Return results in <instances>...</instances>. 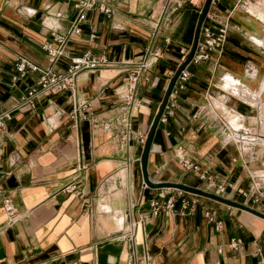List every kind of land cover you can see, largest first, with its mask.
<instances>
[{
	"label": "crops",
	"instance_id": "obj_1",
	"mask_svg": "<svg viewBox=\"0 0 264 264\" xmlns=\"http://www.w3.org/2000/svg\"><path fill=\"white\" fill-rule=\"evenodd\" d=\"M205 2L109 0L108 14L97 7L86 11L67 53L90 49L111 60L77 76L76 96L89 107L78 110L68 90L40 93L33 107L11 110L0 131V264H264V217L184 189L198 204L181 213L180 188L144 184L145 140L124 136L115 120L118 86L128 73L123 62L140 58L154 40L161 56L139 85L131 119L134 132L147 134L192 45ZM217 10L219 18L230 11L225 44L220 54L185 66L190 76L173 113L163 110L166 119L153 131L148 176L204 190L205 181L185 171L177 158L176 146L182 144L191 159L226 182L216 194L261 211L264 0L250 7L218 0ZM74 15V0H0V111L10 109L38 78L37 71H19L18 59L46 65L42 44L51 37L50 28L65 30ZM67 63L63 57L55 66ZM235 135L256 141L241 144ZM70 183L80 193L64 188ZM160 192L175 195V212L152 211L150 199ZM4 194L17 211L10 221ZM207 209L222 220L221 229L207 221ZM232 236L242 239L240 248L227 246Z\"/></svg>",
	"mask_w": 264,
	"mask_h": 264
},
{
	"label": "built area",
	"instance_id": "obj_2",
	"mask_svg": "<svg viewBox=\"0 0 264 264\" xmlns=\"http://www.w3.org/2000/svg\"><path fill=\"white\" fill-rule=\"evenodd\" d=\"M217 1H210L209 8L200 26L199 37L191 60H208L211 58L213 52L220 54L222 51L230 28V11L227 12L225 18H219ZM237 1L239 2L240 0ZM247 1L250 0H242V5L248 4ZM94 7H97L107 14L112 10L109 0H74L75 15L68 21L65 30L60 31L57 26L50 28L51 37L42 44V48L45 50L48 59L46 65L42 66L37 64L27 57H20L18 59L17 68L19 71L24 73L27 70H32L39 72V75L36 81L28 85L27 89L14 100L10 109L0 111V131L5 130V119L9 117L11 110L33 107L40 93H56L62 90H68L69 96L73 98L75 107L78 110H86L89 107L90 102L87 99H80L76 96L77 76L81 72L91 71L109 65L111 64V60L103 54H95L90 49L75 55H69L66 49L72 36L81 32V25L85 21L86 11ZM162 18L160 16L154 27L155 30L159 28ZM93 37L94 33H90L89 38L93 39ZM160 56V48L154 45V40H151L140 58L123 62V67L128 69V73L118 86L120 102L115 120L121 125V131L124 136L133 134L141 142H144L146 134L141 131L134 132L132 130V110L138 105L140 100L138 96L139 85L144 80L149 79L150 72ZM63 57L68 59L67 65L63 68L56 67L55 64L57 61ZM189 76L190 73L186 67L179 71L164 106V111L168 114L173 113L177 95L186 86ZM162 114L160 118L166 119V116ZM232 129L234 131L237 130L234 127ZM232 139L245 145L250 144L249 142L254 143L256 141L255 136L249 138L248 141L242 140L241 135L240 137L236 135ZM175 152L185 171H192L197 177L205 181L204 190L214 191L215 193H221L225 190L226 182L216 180L200 162L191 159L182 144L176 146ZM144 184L146 185V183ZM64 188L80 193V191L76 190L75 183L67 184ZM178 194L182 196L180 212L194 211L198 204V200L194 194L192 197L184 196L181 189H178ZM175 202L176 197L174 194L166 195L163 192H160L157 196L150 199L151 209L154 212L162 209L167 212H175ZM2 207L7 213L8 221L16 217L17 211L14 202L8 194L2 196ZM261 211L264 213V205ZM205 215L207 221L212 223L214 228H222V220L215 217L214 210H205ZM227 246L231 249H238L242 246V239L239 236H232L228 240Z\"/></svg>",
	"mask_w": 264,
	"mask_h": 264
},
{
	"label": "water",
	"instance_id": "obj_3",
	"mask_svg": "<svg viewBox=\"0 0 264 264\" xmlns=\"http://www.w3.org/2000/svg\"><path fill=\"white\" fill-rule=\"evenodd\" d=\"M210 1L211 0H206L203 8L200 11V16L198 18V21H197V24H196V27H195L194 39H193L192 45H191L186 57L184 58V60L181 62V64L178 66V68L176 69V71L172 75V77L170 79V82H169V84H168V86L166 88V91H165V94L163 96V99L161 100L159 108H158V110H157V112L155 114V117H154V119H153V121L151 123L150 129H149V131L146 134L144 147H143V151H142V158H141L143 180L146 183V185L149 186V187L174 186V187H177V188H180V189H184V190L196 193V194H202V195L209 196L211 198H214V199H216L218 201H222L224 203H228V204H231V205H235V206H238V207H241V208L248 209V210H250V211H252V212H254V213H256V214H258V215H260L262 217H264V213L263 212L255 210L252 207H249V206L244 205L242 203L233 201V200H231V199H229V198H227L225 196L216 194L214 192H210V191L203 190V189H200V188H194V187L188 186V185L180 183V182L153 181L148 176L147 159H148V152H149V148H150V143H151V138H152L153 131H154V129L156 127V124H157L158 120L160 119V116H161V114H162V112L164 110V106H165L166 101L168 99L169 92H170V90H171V88L173 86V83H174L179 71L187 65V63L191 60V57H192V55H193V53L195 51L196 43H197V40H198V37H199L200 26H201V23L203 21V18L205 16V14H206V11L209 8Z\"/></svg>",
	"mask_w": 264,
	"mask_h": 264
},
{
	"label": "rangeland",
	"instance_id": "obj_4",
	"mask_svg": "<svg viewBox=\"0 0 264 264\" xmlns=\"http://www.w3.org/2000/svg\"><path fill=\"white\" fill-rule=\"evenodd\" d=\"M258 0H250V1H247L248 2V4H245V5H243L244 7L247 5L248 7L251 5V3L252 2H257ZM238 4L239 5H242V0H240L239 2H238Z\"/></svg>",
	"mask_w": 264,
	"mask_h": 264
},
{
	"label": "bare ground",
	"instance_id": "obj_5",
	"mask_svg": "<svg viewBox=\"0 0 264 264\" xmlns=\"http://www.w3.org/2000/svg\"><path fill=\"white\" fill-rule=\"evenodd\" d=\"M252 3H253V2H252ZM252 3H251V4H252ZM250 6H251V5H250ZM250 6H249V7H250ZM238 127H239V126H238ZM235 133H236V132H235ZM237 133H238V132H237ZM235 136H236V135H235ZM260 140H261V139L258 140L259 143H261ZM262 145H263V144H262ZM123 171H124L125 174H126V170H123Z\"/></svg>",
	"mask_w": 264,
	"mask_h": 264
}]
</instances>
